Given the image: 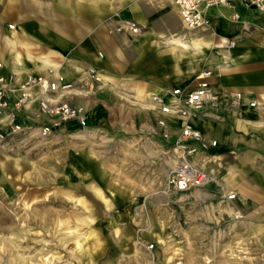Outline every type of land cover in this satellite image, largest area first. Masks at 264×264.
I'll return each instance as SVG.
<instances>
[{"label":"crops","instance_id":"0c3cea01","mask_svg":"<svg viewBox=\"0 0 264 264\" xmlns=\"http://www.w3.org/2000/svg\"><path fill=\"white\" fill-rule=\"evenodd\" d=\"M20 2L14 23L0 27V74L18 87L29 74H47L53 68L64 82L73 84L63 99L83 105L89 124L83 129L68 122L43 136L39 129L46 119L36 116L38 103L33 101L16 120L24 132L35 130L41 137L64 140L82 131L120 127L158 135L162 146L170 148L156 125V112L147 107L150 94L169 95L175 87L191 90L201 70H212L211 84L224 98L216 110L219 116L208 107L190 119L207 138L217 140L208 150L211 159L204 164L214 180L192 190L197 217L208 215L206 226L213 229V234L201 239L222 244L215 263L250 264L247 257H253L257 264H264V13L235 0L208 8V27L190 29L173 0ZM123 19L140 23L142 31L117 30ZM10 24L15 25L14 44L8 38ZM226 40L236 43L228 47ZM90 69L96 71L97 79ZM235 91L244 94L239 107L228 102ZM124 100L134 106L128 117L132 121L122 117ZM250 100L257 105H250ZM167 120L173 141L181 118L168 116ZM0 132L10 133V126L0 121ZM73 151L65 159L62 177L69 186L77 182L91 186L99 174L90 154ZM231 191L237 197L228 201L225 196ZM160 197L164 206L170 205L166 191L151 193L149 203L155 205ZM146 199L140 198L136 205L143 201L147 205ZM105 205L107 210H132L134 221L142 218H136L131 203L112 200ZM237 257L243 262H237Z\"/></svg>","mask_w":264,"mask_h":264},{"label":"rangeland","instance_id":"374dc122","mask_svg":"<svg viewBox=\"0 0 264 264\" xmlns=\"http://www.w3.org/2000/svg\"><path fill=\"white\" fill-rule=\"evenodd\" d=\"M20 9V0H0V27L14 23ZM125 101L121 116L129 120L134 106ZM73 150L90 154L99 174L91 186H69L62 177ZM171 158L158 135L120 127L64 140L35 130L7 136L0 141V264H222L215 263L222 244L201 239L213 229L208 215L197 217L194 191L167 188ZM154 191L168 192L170 205L161 197L149 203ZM140 198H147L141 220L132 210L105 208L113 200L134 210ZM139 238L156 243L153 255Z\"/></svg>","mask_w":264,"mask_h":264},{"label":"built area","instance_id":"2783aa9c","mask_svg":"<svg viewBox=\"0 0 264 264\" xmlns=\"http://www.w3.org/2000/svg\"><path fill=\"white\" fill-rule=\"evenodd\" d=\"M178 6L184 25L190 29L206 28L210 25L207 9L215 5H231L235 0H173ZM249 8H255L264 13V0H238ZM238 19L239 15L234 14ZM10 26H13L10 24ZM143 26L132 20H120L117 30L140 33ZM235 40H226L228 47L235 45ZM3 62L0 60V69ZM91 76L96 78V71L90 69ZM213 72L211 69L201 70L196 76V86L191 90L175 87L169 95L151 93L147 107L156 112V125L161 136L170 144L174 152L175 163L167 176V188L187 192L207 186L214 180L211 170L204 164L211 159L208 150L217 145V140L207 138L200 129L196 128L190 119L199 112L210 107L214 115L219 116L216 110L224 101L222 94L215 90L211 84ZM73 84L64 82L61 75L53 68L47 74H29L18 87L11 85L10 81L0 74V121L10 126V133L0 132V141L9 135H15L25 130L24 126L16 120L20 113L28 108L33 101H37L36 116L45 117L39 132L48 136L52 132L68 122H76L81 128H88V117L83 105L63 99L65 92L72 88ZM244 100V94L239 91L232 92L228 100L230 106L239 107ZM250 105H257L256 100H250ZM168 116L181 118L180 130L176 138L171 141L172 130L167 120ZM237 197L234 191L228 192L226 200ZM146 205L144 201L134 206L136 218L144 215ZM142 228L138 227V231ZM146 251L151 255L156 249L155 242H146L139 238Z\"/></svg>","mask_w":264,"mask_h":264},{"label":"bare ground","instance_id":"6f19581e","mask_svg":"<svg viewBox=\"0 0 264 264\" xmlns=\"http://www.w3.org/2000/svg\"><path fill=\"white\" fill-rule=\"evenodd\" d=\"M13 26H10L9 25V29H11L12 31H11V34L9 35V40L14 44V43H16V30H15V25L14 24H12ZM10 31V30H9ZM13 47V46H12ZM14 49V48H13ZM226 53V52H225ZM20 55V54H19ZM32 58V57H31ZM174 163H175V159L174 158H171V168H170V170L172 169V167H173V165H174ZM170 172V171H169ZM43 210V209H42ZM29 225V224H28Z\"/></svg>","mask_w":264,"mask_h":264}]
</instances>
